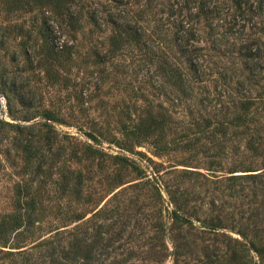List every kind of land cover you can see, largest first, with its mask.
I'll use <instances>...</instances> for the list:
<instances>
[{
	"label": "rangeland",
	"instance_id": "obj_1",
	"mask_svg": "<svg viewBox=\"0 0 264 264\" xmlns=\"http://www.w3.org/2000/svg\"><path fill=\"white\" fill-rule=\"evenodd\" d=\"M84 260L264 264V0H0V264Z\"/></svg>",
	"mask_w": 264,
	"mask_h": 264
},
{
	"label": "trees",
	"instance_id": "obj_2",
	"mask_svg": "<svg viewBox=\"0 0 264 264\" xmlns=\"http://www.w3.org/2000/svg\"><path fill=\"white\" fill-rule=\"evenodd\" d=\"M91 248V247H90ZM90 256V249H89V252L88 254L85 256V257H89ZM83 264H92L91 262H88L86 260H84Z\"/></svg>",
	"mask_w": 264,
	"mask_h": 264
}]
</instances>
